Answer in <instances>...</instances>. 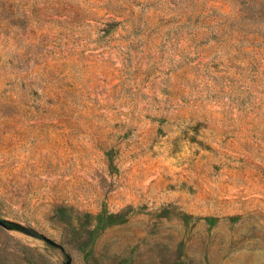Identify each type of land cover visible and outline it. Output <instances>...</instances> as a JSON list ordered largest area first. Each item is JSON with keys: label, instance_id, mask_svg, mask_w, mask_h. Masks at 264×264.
<instances>
[{"label": "rangeland", "instance_id": "rangeland-1", "mask_svg": "<svg viewBox=\"0 0 264 264\" xmlns=\"http://www.w3.org/2000/svg\"><path fill=\"white\" fill-rule=\"evenodd\" d=\"M0 264H264V0H0Z\"/></svg>", "mask_w": 264, "mask_h": 264}, {"label": "water", "instance_id": "water-1", "mask_svg": "<svg viewBox=\"0 0 264 264\" xmlns=\"http://www.w3.org/2000/svg\"><path fill=\"white\" fill-rule=\"evenodd\" d=\"M0 224L5 225V222L0 218ZM63 264H69V257H66L63 261Z\"/></svg>", "mask_w": 264, "mask_h": 264}]
</instances>
